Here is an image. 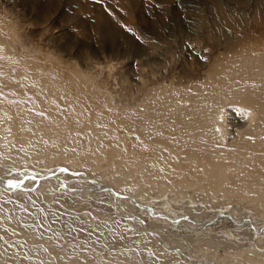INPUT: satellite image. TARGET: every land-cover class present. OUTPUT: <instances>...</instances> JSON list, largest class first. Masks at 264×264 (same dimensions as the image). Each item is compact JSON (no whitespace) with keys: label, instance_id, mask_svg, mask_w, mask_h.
<instances>
[{"label":"rangeland","instance_id":"rangeland-1","mask_svg":"<svg viewBox=\"0 0 264 264\" xmlns=\"http://www.w3.org/2000/svg\"><path fill=\"white\" fill-rule=\"evenodd\" d=\"M263 95L264 0H0V146L25 155H5L0 175L101 176L222 264H264ZM31 186L0 188V264H182L135 237L104 191Z\"/></svg>","mask_w":264,"mask_h":264},{"label":"bare ground","instance_id":"bare-ground-1","mask_svg":"<svg viewBox=\"0 0 264 264\" xmlns=\"http://www.w3.org/2000/svg\"><path fill=\"white\" fill-rule=\"evenodd\" d=\"M252 87V86H251ZM255 89V88H253ZM249 90V88H248ZM255 101V100H254ZM261 101H262V108H263V112H264V95L263 97L261 98ZM182 115L186 118L188 117V115L185 113V111L182 113ZM141 120V119H140ZM146 123H149V122H154L150 119L145 121ZM144 121L142 122V124H146ZM262 128H264V122L260 124L259 126V129L255 132L252 133V136H255V137H258V134L260 133L262 135V143H263V132H262ZM144 128H147V126H144ZM167 131V130H166ZM170 131V129H169ZM147 132V131H146ZM259 132V133H257ZM149 133V132H148ZM171 133V132H169ZM151 134V133H150ZM154 135V134H153ZM152 135V136H153ZM147 137V136H146ZM148 137H149V134H148ZM159 137V138H158ZM154 138H156L157 140L158 139H161L163 140V138H165V136H154ZM153 138V140H154ZM168 140L169 138L166 137ZM168 140H167V143H168ZM257 140V139H256ZM159 141V140H158ZM157 142V141H156ZM255 142V141H254ZM259 142V141H258ZM257 143V142H256ZM255 143V144H256ZM261 143V142H259ZM259 145L260 148H258V146H256V148H258L259 150L262 149L264 151V144ZM171 144V143H170ZM2 145V144H1ZM169 146V145H168ZM4 147V146H3ZM0 146V159H2L5 155L7 156H10L11 158L10 159H6V161L10 162L11 161V164H13L12 162L15 161V159H19L20 156H23V155H20L19 153H14V154H6L5 151L4 153H2L1 149L3 148ZM9 151L11 150V148L9 147L8 148ZM14 150V149H13ZM8 151V150H7ZM11 152V151H10ZM227 152V151H226ZM244 153V152H243ZM239 154V153H238ZM242 154V153H241ZM248 153H244V155H247ZM249 154H252V153H249ZM248 154V155H249ZM240 155V154H239ZM244 155H241V156H244ZM25 156V155H24ZM23 156V157H24ZM250 156V155H249ZM254 157L253 159H257L259 158V154H253L251 155V157ZM250 157V158H251ZM262 157V156H261ZM26 158V157H25ZM222 158H228V159H236L240 162H243L244 160V157H239V156H236L235 154L233 155L230 154H222ZM24 159V158H23ZM39 159V158H38ZM252 159V158H251ZM34 160V159H33ZM40 160V159H39ZM42 160V159H41ZM264 160V158H263ZM21 161H22V158H21ZM26 160H24L23 162H25ZM28 161V160H27ZM253 161V160H252ZM7 162V163H8ZM22 162V163H23ZM30 162V161H29ZM258 162V161H257ZM259 165L260 162H258ZM262 163V161H261ZM264 163V162H263ZM10 164V165H11ZM20 165L23 166V164L25 165V163L21 164L19 163ZM29 164V163H28ZM31 164V163H30ZM29 164V168L31 166H33V164L30 165ZM13 166V165H11ZM26 166V165H25ZM37 166V165H36ZM15 167V165H14ZM35 167V166H34ZM7 168V167H6ZM10 168V166H9ZM39 168V167H38ZM12 169V168H11ZM23 169V168H22ZM26 169V168H25ZM32 169V168H30ZM41 171H38L37 169L33 168L32 170H30V172H22L21 173V179H17V180H11L14 184L15 187H18V188H14V189H10V187H6L4 186V183L3 181L5 180H8L6 177L4 176H1L0 175V188L3 189L4 192H10V191H16V190H23V191H28V190H33L34 188L31 186L32 184H37L38 185L40 183H43V182H49L53 185H57V186H62L64 187V189L66 188V190L68 191H73L74 188H78V187H83V186H86V188H91V189H96V190H102V189H106L107 191H104L107 195L110 196L111 198V203L113 204V206L116 208V210L119 212V213H125V217H132L135 216L136 218L133 220V221H129V223L131 224H134L136 225V228L134 230V234H135V237H137L138 239H142L144 240L146 243L148 242H151L152 246L155 247L156 246V251L157 252H163L164 254H170V256H177L179 257L180 261L182 262V264H222L220 261H218V257H215L214 254L213 255H210L208 256L209 252L206 253V251H203L201 249H198V248H194L196 249V251L198 252L197 254L194 253V251H192L193 249L186 245H183L182 243L179 242H176V238L175 240L173 241L172 239L168 240L164 235H163V230L161 229H158V228H153L151 227L147 221H145L143 218H141L139 216V214H135L132 210L130 209H126V207L129 205L132 206L131 208H138L136 207L135 205L139 206V205H142L144 206L143 208L146 210L147 214L151 212H153V215L151 216H156L155 218L156 219H159L160 221L164 222L166 221L168 218L166 217H169L167 214L163 213L162 211H158L156 210L157 208H152L151 206H149L146 201H142L140 199H142V197H138L135 196L134 194H131V193H128L127 191H122V187L118 186L117 184L114 185L112 184L111 182H108L107 180H101L100 178H102L101 176L99 177H95L93 175H90V174H87L86 172H84L83 170L81 169H73V168H70L69 164H59L57 166H54L53 168L51 169H44L42 170V168H40ZM5 170V169H4ZM13 170V169H12ZM21 170V169H20ZM28 170V168H27ZM26 170V171H27ZM9 171V170H8ZM25 171V170H24ZM96 175H102L101 173H97ZM65 176H68L69 178H73L71 180H77L75 182H77L78 186H73V184H70L66 181V177ZM197 179H201V177L199 175L196 176ZM37 181V182H36ZM32 183V184H31ZM28 184H31L28 186ZM42 185V184H41ZM60 186V187H61ZM33 188V189H32ZM79 189V188H78ZM77 189V190H78ZM82 189V188H81ZM75 190V189H74ZM85 190V189H84ZM74 192V191H73ZM70 193V192H69ZM72 193V192H71ZM75 193V192H74ZM137 198V199H136ZM167 199V198H166ZM161 200H164L163 199V195H161ZM159 200V201H161ZM145 202V203H143ZM161 203V202H160ZM163 204V203H162ZM160 204V205H162ZM164 205V204H163ZM126 206V207H125ZM140 207V206H139ZM129 212V213H128ZM249 216V215H248ZM196 217V216H195ZM134 218V217H133ZM152 219V218H151ZM154 219V218H153ZM172 219V218H170ZM188 221H189V224L192 227H194L196 225H199L200 227L202 226V224L198 221V219H195V218H190V217H187L186 218ZM247 221H249L251 224L252 222L250 221V218L249 217H246L245 218ZM204 220V219H203ZM235 220V219H234ZM127 221V220H126ZM170 221V220H169ZM173 221V220H171ZM255 229L258 231L260 227H264V223L260 225H257L255 224ZM198 226V227H199ZM203 227V226H202ZM201 227V228H202ZM252 227L254 228V225L252 224ZM203 230V228H202ZM137 232V233H136ZM202 232V231H201ZM136 234H140V235H136ZM166 235V234H165ZM168 236V235H167ZM258 236V235H257ZM170 238V237H169ZM178 240V239H177ZM192 249V250H191ZM142 254V253H141ZM157 254V253H156ZM145 258V257H144ZM253 260V259H252ZM209 261V262H207ZM256 261V260H254ZM210 262H213V263H210ZM257 262H255L256 264Z\"/></svg>","mask_w":264,"mask_h":264},{"label":"water","instance_id":"water-1","mask_svg":"<svg viewBox=\"0 0 264 264\" xmlns=\"http://www.w3.org/2000/svg\"><path fill=\"white\" fill-rule=\"evenodd\" d=\"M3 183H4V186H6V187H10V189L18 188V187H15L14 184L9 185L8 180L3 181ZM100 190H101V189H100ZM102 191H107V190H106V189H102ZM14 214H15V213H14Z\"/></svg>","mask_w":264,"mask_h":264},{"label":"snow or ice","instance_id":"snow-or-ice-1","mask_svg":"<svg viewBox=\"0 0 264 264\" xmlns=\"http://www.w3.org/2000/svg\"><path fill=\"white\" fill-rule=\"evenodd\" d=\"M8 183H9V185H12L13 184V182L11 180H9Z\"/></svg>","mask_w":264,"mask_h":264}]
</instances>
